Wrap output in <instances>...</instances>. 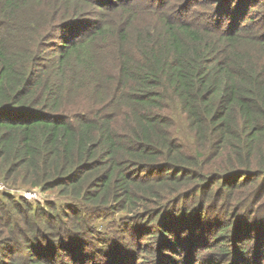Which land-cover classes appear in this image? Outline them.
<instances>
[{
	"label": "trees",
	"instance_id": "16d2710c",
	"mask_svg": "<svg viewBox=\"0 0 264 264\" xmlns=\"http://www.w3.org/2000/svg\"><path fill=\"white\" fill-rule=\"evenodd\" d=\"M0 264H264V0H0Z\"/></svg>",
	"mask_w": 264,
	"mask_h": 264
},
{
	"label": "rangeland",
	"instance_id": "374dc122",
	"mask_svg": "<svg viewBox=\"0 0 264 264\" xmlns=\"http://www.w3.org/2000/svg\"><path fill=\"white\" fill-rule=\"evenodd\" d=\"M0 191L1 193L2 192H8L14 196H17V197H23L25 200H27L28 202H45L47 201L48 199H53L55 200L56 202H59L57 199L55 198H52L50 197L49 195H45L43 194L42 192L40 191H34L33 194L35 195V197L31 198V199H28L27 198V195L29 194L28 192H32V191H23V190H18V191H15L14 189H10L8 187H6L4 184L0 183ZM31 194V193H30Z\"/></svg>",
	"mask_w": 264,
	"mask_h": 264
},
{
	"label": "built area",
	"instance_id": "2783aa9c",
	"mask_svg": "<svg viewBox=\"0 0 264 264\" xmlns=\"http://www.w3.org/2000/svg\"><path fill=\"white\" fill-rule=\"evenodd\" d=\"M33 192L34 191H32V192H28L29 194L27 195V198L28 199H31V198H33V197H35V195L33 194ZM31 193V194H30Z\"/></svg>",
	"mask_w": 264,
	"mask_h": 264
}]
</instances>
